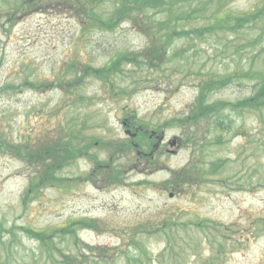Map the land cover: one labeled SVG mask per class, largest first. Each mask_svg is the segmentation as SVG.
<instances>
[{
    "label": "rangeland",
    "instance_id": "374dc122",
    "mask_svg": "<svg viewBox=\"0 0 264 264\" xmlns=\"http://www.w3.org/2000/svg\"><path fill=\"white\" fill-rule=\"evenodd\" d=\"M262 1L201 0L205 14L192 24L210 22L218 9L244 13ZM21 2L0 0V141L4 146L0 149V264H59L64 254L78 257L77 264H264V119L259 113L238 117L235 124L244 129L229 135H206L204 125V135L200 128L198 143L191 144L181 128L163 126L188 114L198 91L195 80L248 68L264 70V48L246 49L248 32L216 30L204 38L195 40L199 34H191L190 39L173 43L171 55L182 48L187 52L160 62L161 70L120 61L119 68L111 71L105 66L110 57L141 56L148 46L131 25L120 21L113 30L101 28L91 20L90 10L83 16L91 15L90 21L81 19L79 13L70 12L74 7L67 0H59L45 13L18 12L12 26L5 27L9 11ZM116 3L119 0H100L95 14L110 12ZM71 63L76 67L70 71ZM82 65L99 70H88L94 77L77 76L84 80L79 81L81 86L73 84L75 89H69L68 82L64 89L72 107L61 111L62 121L43 122L42 116L48 110L55 113L64 101L61 89L55 90L58 79H75ZM62 67L66 72L60 73ZM102 75L110 76L102 80ZM32 81L52 84L41 93L30 90ZM253 85V81L234 83L211 98L235 101L251 95ZM125 120L149 131L162 127L167 140L176 137L183 144L173 148L175 154L158 153L152 169L126 151H117L108 162L117 146L129 140L122 125ZM62 131L65 136L76 131L84 135L88 157H78L59 173L76 177L61 181L67 190L45 185L34 192L36 199L23 205L36 162L21 161L12 147L24 143L32 148L39 138L53 141ZM137 143L143 151V143ZM110 144L112 148L106 147ZM93 158L101 167L114 168L122 182L108 185L95 171L99 174L93 184L76 183L93 170ZM218 160L225 164L215 169ZM195 166H201L198 180L188 181L190 176L184 174L187 180L181 178L185 182L171 190L169 181ZM171 217L178 226H167ZM84 219L95 220L97 230H90L96 229L90 224L75 227L76 234L59 230ZM24 227L54 232L52 251L28 237ZM85 245L97 251L88 253Z\"/></svg>",
    "mask_w": 264,
    "mask_h": 264
},
{
    "label": "trees",
    "instance_id": "16d2710c",
    "mask_svg": "<svg viewBox=\"0 0 264 264\" xmlns=\"http://www.w3.org/2000/svg\"><path fill=\"white\" fill-rule=\"evenodd\" d=\"M56 1L59 0H45L44 4L49 7ZM67 2L72 7L78 8L81 17L85 20H88L87 18L91 16L84 18L86 11L90 10L94 13L91 20L95 21L96 25L101 28L113 30L117 28L121 21L131 25L133 29L146 38L148 46L144 51L142 50L143 55L135 57L129 54L116 55L118 58L112 60L108 70L113 69L115 71L118 69L120 61H123V63L127 61L130 64L141 63L147 69L161 70L160 62L164 60L166 63V58L168 60L174 59L178 53L184 55L187 52L182 48L181 52H174L171 55L169 49L173 43L182 39H190L191 34H199L195 40L204 38L207 37L205 36L207 33H214L216 30L223 31L224 34H227V32L232 34L248 32L250 33V39L246 43V49L256 51L257 48H264V1L244 13L223 8L215 10L213 15H210V22L202 26L192 24L193 20L199 15L205 14L201 5H199L201 0H119V4H114L110 12L103 13L99 11V15L95 14L94 10L100 7L98 5L100 0H67ZM88 5L89 8H86ZM152 15H162V17L159 21H155L150 18ZM254 56L257 58L260 55L256 52ZM254 56L252 60H254ZM155 61L156 63H154ZM244 81L254 82L251 95L241 99L237 98L235 101L212 100L211 97L217 95L219 91L234 83H243ZM194 82V87L198 91L188 114L181 119L171 121L187 134L186 141L190 144L194 143L195 140L198 143L197 131L200 128H202L201 132L204 135L206 131L204 125L207 128L206 135L212 133L229 135L232 131L244 129L243 126H236V117L241 118L246 114L259 113L264 119V70H254L252 68L236 70L233 73L212 75L209 79H200ZM118 147L122 146L119 145ZM36 153L39 154L40 152ZM44 153L48 152L45 151ZM62 162L60 159L58 160V163ZM216 163H213L215 169L224 164L225 161ZM200 172L201 170L196 166L193 171L192 169L186 172L182 171L179 173V179L176 183L182 184L185 182L181 179L186 180L184 174L190 176L188 181L194 182L198 180ZM32 190L31 186L29 191ZM23 230L27 236L36 239L47 251H51L53 240L50 238L54 236V232L50 234L48 232H35L30 229ZM67 230L72 232V226L63 229V231ZM215 230L217 228H214ZM60 264H77V262L73 257L63 255Z\"/></svg>",
    "mask_w": 264,
    "mask_h": 264
},
{
    "label": "water",
    "instance_id": "95a60500",
    "mask_svg": "<svg viewBox=\"0 0 264 264\" xmlns=\"http://www.w3.org/2000/svg\"><path fill=\"white\" fill-rule=\"evenodd\" d=\"M174 142V141H173ZM174 145V144H173Z\"/></svg>",
    "mask_w": 264,
    "mask_h": 264
}]
</instances>
